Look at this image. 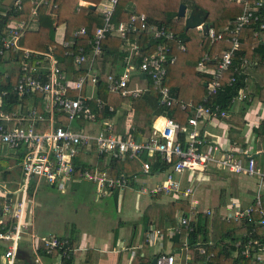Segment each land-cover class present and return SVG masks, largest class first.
I'll return each instance as SVG.
<instances>
[{"label":"built area","instance_id":"2783aa9c","mask_svg":"<svg viewBox=\"0 0 264 264\" xmlns=\"http://www.w3.org/2000/svg\"><path fill=\"white\" fill-rule=\"evenodd\" d=\"M24 1L14 0L13 6L22 9ZM30 1V17L9 23L0 35V69L4 71L3 76H0V143L17 154L20 153L21 156L17 158L22 171L21 183L15 191L7 188L5 182L0 180V198L6 199L0 206V264H25L21 259L25 243H30L34 252L39 255L38 248L40 242H43L47 247L46 253L52 254L56 251L55 257L60 263L64 258L73 255L74 249L69 237L55 233L40 235L33 230L25 204L28 202L31 188L37 191L41 186L48 185L66 190L73 182L79 180L91 182L102 196L136 185L139 192L145 189V192L151 195L161 193L170 196L172 200L187 201L190 213L186 215L180 211L176 224L170 229L179 235L184 233L185 238L181 246L158 252L154 256L157 258L156 264H217L213 260L215 253L207 251V246L213 244V240L207 243L201 238L195 245L188 240V234L196 230L202 217L205 219L214 215V207L205 205L201 209L200 200L195 198L198 191L197 181L214 167L258 179V190L252 202L243 206L240 202L230 201L224 205V211L221 210L220 214L226 221H238L249 226L251 229L243 233V236L257 234L245 242L243 239L236 241L233 244L236 247L234 256L241 254L250 258L249 264H264V240L258 236V233L264 230V167L258 165L253 153L244 149H226L217 154L204 148L206 141L199 130L201 121L228 117L230 111L221 109L219 105L214 109L205 103L196 105L193 99L186 100L172 95L164 81L169 66L177 61V54L164 40L178 36L175 31L165 25L150 23L144 12L134 13L129 20L116 24L112 22L111 17L119 0H100L97 7L104 17V23L97 28L92 38L93 53L89 55L82 46L76 54L70 49L76 36L86 33L84 26L74 31L75 38L64 39L60 43L68 48L67 53L74 54V64L77 68L84 62H89L87 71L74 77L73 71L61 68L53 53L54 47L39 50L20 43L24 32L35 28L40 4L51 6L52 2L55 6L51 0ZM236 1L243 3V11L234 21L219 30L210 26L207 29L205 24L198 26L212 41L230 39L232 42V46L222 52L214 55L205 53L198 63L199 70L212 76L208 82L206 98L223 86L224 74L233 64L235 53L240 49V34L244 27L253 22H260V28L264 29V21H261L260 15L264 0ZM132 32H146L153 39L162 40L157 43L152 53L142 57L138 68L130 62L135 60V55H141L138 44L130 42L128 38ZM112 33L124 39V47L131 51V55L123 73L116 75L114 71H110L107 74L108 88L120 92L123 96L142 95L149 92L150 88L140 85L135 76L143 73L151 80L152 88L160 93V104L177 105L183 110H192L185 124L169 116H160L155 119L151 136L137 141L117 133L113 117H99L105 109V104L97 96L99 71L94 64L96 55L102 52L108 35ZM253 33L259 37L258 30ZM178 47L188 50V43L179 42ZM208 61H214L215 66H209ZM252 64L253 61L249 58H243L237 69L242 72L244 67ZM16 66L20 75L13 86V92L18 95L19 100L38 93L41 102L30 105L20 102L16 110L9 112L4 109V105L10 91L4 85L5 80H10V71ZM236 79L237 76H233L229 84ZM247 97L242 89L240 94L234 97L233 105ZM92 101H95V106ZM61 117L65 121H62ZM74 123L82 125L76 128ZM181 133L184 134V142L178 138ZM92 149L98 156L107 154L110 159L140 158L144 153L159 154L168 169L151 172V162L142 160L141 173L114 174L110 165L101 167L98 162L90 161L83 165L76 161L83 150ZM143 174L160 177L152 184L142 179ZM9 193L13 196L8 197ZM16 193H19L17 199ZM164 236L165 233L161 229L151 227L147 230L146 240L150 244L160 245ZM192 249L202 257L195 255L193 258ZM195 259L197 261H194Z\"/></svg>","mask_w":264,"mask_h":264},{"label":"trees","instance_id":"16d2710c","mask_svg":"<svg viewBox=\"0 0 264 264\" xmlns=\"http://www.w3.org/2000/svg\"><path fill=\"white\" fill-rule=\"evenodd\" d=\"M78 0H54L55 6L52 8V12L57 13L58 23H66L67 30L65 38L72 39L74 31L79 27H85L86 33L76 36L75 43L70 47L74 54L78 52L79 47H84L85 51L91 55L93 53L92 38L98 27L104 23V17L98 9H90L86 7L77 8ZM100 2V1H99ZM98 2V3H99ZM182 3L188 5V7H198L208 12L206 19L207 24L217 30L226 26L229 22H232L243 11V3L236 0H119L116 8L112 14V22L119 24L123 21L130 19L134 13L144 12L147 15L148 21L157 25H165L175 31L178 35L173 39L164 40L166 43L172 46L173 52L177 54L176 63L172 64L168 68V74L164 83L169 86L172 95H175L186 100L193 99L195 104L205 103L212 107L220 106L221 109L231 110L233 107L234 97L240 94V91L246 87V77L249 67L239 72L237 67L243 58H254L257 54L261 56L259 65L256 67H264V29L260 28V22H253L248 26H245L240 34V49L235 53L233 58V64L225 72L222 80L223 86L215 93L211 94L208 98V87L206 82L211 81L212 76L208 73H203L196 69L199 61L202 59L205 53L214 55L218 52H222L232 46L230 39H221L212 41L209 35L201 31L198 27L187 29L185 26V20L179 17V7ZM48 4L42 3L38 7V21L39 25L36 29H30L24 32L20 39L22 45L39 49L49 50L54 47L53 53L58 58L59 64L62 69L71 70L74 72V77L85 73L88 69L89 62H84L80 68H77L74 64V54L67 53L68 48L57 43L55 39L56 27L51 13L47 11ZM32 13V5L30 0H25L22 9H16L14 6L6 13H0V35L7 29L9 23L14 21L27 20ZM261 21H264V5L260 8ZM258 30L259 37L256 38V42L246 43L244 40L251 32ZM130 42H135L140 48V56L135 55L133 62L137 68L142 61V57L152 53L158 42L162 40L153 39L146 32H132L129 34ZM91 40V41H90ZM254 40V39H253ZM181 43H192L190 50H184L178 47ZM131 55L130 50H126L124 47V39L114 33L109 34L106 43L102 48V52L96 55L95 66L99 71V79L97 82V96L105 104V109L100 113L101 119L105 117H114L118 115L119 121L116 123V132L128 137H132L137 141L147 139L151 136L154 130V122L156 115L162 114L169 116L179 121L181 124L187 122L190 116L191 109H181L179 106H166L160 104V93L152 88V82L150 80L149 88L150 95L153 96L155 107L153 102L146 98L145 95L138 96H123L120 92L111 91L108 88L107 74L110 71H114L116 75L123 73L126 66L129 64V57ZM20 56V55H19ZM20 59V58H19ZM251 60V59H250ZM209 66H215L214 61H208ZM255 67V68H256ZM4 71L0 69V76H3ZM20 75L19 72L10 71L8 82L5 80V88L10 91V94L5 98L4 109L13 112L17 109L20 102L25 105L32 103H40L41 96L38 93L33 95H27L23 100H19L18 95L13 92V86ZM233 76H237L235 82L230 83V79ZM246 101V100H245ZM130 103L134 109V117L132 121V127L127 129L126 119L128 112L123 109L124 103ZM232 102V103H231ZM95 106V101H92ZM246 104H250L246 102ZM113 109L110 110V107ZM212 108V109H214ZM78 126V125H76ZM254 130L264 135V121ZM179 139L184 142V134H179ZM243 146H246L243 144ZM18 156H21L18 153ZM142 160L150 161L152 164L151 172L164 171L168 169V165L162 162L159 154L149 155L144 153L140 158H126L119 159L112 157L109 165L111 166L114 174L125 172L128 175L139 174L142 171ZM79 164L87 165L86 157L79 156L76 158ZM11 159H0V165L7 166L11 164ZM99 165L101 167L106 166V154L99 155ZM59 188V187H56ZM33 192V188L30 189ZM161 193H157L153 198L154 202L148 205L143 213V219L145 221L146 228H150L154 225L155 228L161 229L164 233H167V223L176 224V218L180 211H183L186 215L190 213V206L187 201L173 200L166 203H158L155 201ZM3 199L0 198V206ZM225 203L224 199H221L219 205ZM220 206L215 210L213 217L207 216L205 219H201L198 227L195 231L188 234V240L192 245L204 238L208 243L213 240L214 243L207 246L209 253L214 252L215 257L213 260L217 264H249L250 258L239 254L234 256L233 251L235 246L233 245L239 239H243L244 242L252 236L257 234H251L246 236H240L241 233H245L251 228L238 221H226L221 218ZM205 220V221H204ZM205 224H204V223ZM212 237L210 239L209 237ZM261 239L264 240V230L258 233ZM71 240V245L74 249L77 237L70 232L68 236ZM181 240L177 243V246H181L184 233L180 234ZM232 242V243H231ZM46 246L43 242H40L38 252L42 256H56L57 252L52 254L46 253ZM193 258L195 255H199L197 251L192 249ZM202 257L201 255H199ZM73 255L70 258H64L62 264H73ZM135 259V258H134ZM194 261H197L195 259ZM149 257L142 256L140 251L137 253V258L132 261L131 264H148Z\"/></svg>","mask_w":264,"mask_h":264},{"label":"crops","instance_id":"0c3cea01","mask_svg":"<svg viewBox=\"0 0 264 264\" xmlns=\"http://www.w3.org/2000/svg\"><path fill=\"white\" fill-rule=\"evenodd\" d=\"M99 1L100 0H78L77 8L86 7L98 9L97 5ZM50 4L51 6L48 5L47 11L51 13L54 20V25L56 27L55 39L57 43H61L62 40L66 39L67 25L66 23H58L57 13L52 12L54 6L52 2ZM88 4H94L95 8H91ZM13 5L14 0H0V13H6ZM187 8V12L189 13L191 7L187 5ZM38 25L39 21L35 24V28L32 29H36ZM255 37L254 33L251 32L244 41L254 44V42H256ZM191 44L192 43L188 44V50L191 49ZM250 59L253 61V64L250 65L252 68L247 71L246 87L244 88V92L248 95L245 99L246 101H237L231 108L228 117L202 120L199 124V130L203 138H205L206 145L204 148L206 150L220 154L226 149H244L249 153H253L258 165L264 167V135H260L254 130V128L258 127L260 123L264 121V67H256L259 65L258 63L261 59L259 54ZM3 67H8V65H3ZM248 67L249 65L244 67L243 70ZM17 68L18 66H16L13 71L18 72ZM196 69L199 70L198 66ZM199 71L203 72L202 70ZM135 78L140 85L149 88L150 79L146 75L143 73L138 74ZM143 95L151 100L155 107H158V105L155 104L153 96L150 95V91ZM246 102L250 104L248 105ZM123 109L128 112L126 126L127 129H129L132 127L134 109L129 102L123 104ZM160 116L165 115L159 114L156 115V118ZM113 119L117 123L119 121L118 115H115ZM61 120L65 121L63 117H61ZM74 125L76 128H79L82 123H74ZM243 144L246 146H243ZM216 146L218 147L217 149L214 148ZM81 155L84 156V158L86 157L87 162L99 163V156L93 149L90 151L83 150L80 156ZM17 156L18 154L14 150L0 143V159L6 158L12 160V163L7 166L0 165V180L5 182L7 188L13 191L19 187L22 179V171L18 165ZM109 163L110 158L106 154V164L109 165ZM159 177L160 176L156 175H153V177L146 176L145 174L142 175V179L152 184H155ZM197 182L199 188L201 184L203 185V195L205 197H208L207 192L211 190L209 187L214 186L219 189L218 199H241L232 201H239L243 206L248 205L255 198L258 190V179L256 177H251L246 174H236L221 169L220 167H214L207 171L206 175L201 177ZM43 187L44 186H41L40 188L42 189ZM52 187L53 186L47 185V188ZM62 191H70L85 198H90L93 194H98L96 186L86 180L75 181L69 188ZM37 194L38 190H33L32 193L30 192L28 202L25 204L28 219L33 221V230L40 235L47 236L55 233L68 237L70 232L73 233L77 237L73 251V264H131L132 261L137 258V253H139V251L142 256L149 257L148 264H150L158 252L174 249L181 240L178 233H173L172 230H170L172 225L167 223L168 229L167 233H165V236L162 238V244H150L147 242V230L151 227L154 228V225L150 228H146L143 213L148 205L154 202L153 198L156 195L145 192V189L139 192L136 185L123 190L117 189L111 193L110 195H116L117 207L119 210L121 208L119 216H117V218L105 217L104 219H99L95 224H90L86 219V215L80 214L79 207L77 208L73 205L68 206L66 203H61L56 199H47L48 203L53 200V206L60 211L59 214L56 210H47V229H41L34 223L36 219L34 207H36L35 204L38 203L36 201ZM164 195L161 194L155 201H158V203H166L164 199L166 195ZM10 196L12 197L13 194L9 193L8 197ZM18 196L19 193H16L15 199H17ZM32 197H34V199H32ZM2 198L3 201L6 200L5 197ZM209 198H211L210 195ZM15 199H13L14 202H16ZM83 200L87 202L91 201V199ZM123 207L125 209L124 213ZM47 209H49V206H47ZM65 209H67V211ZM220 210L224 211V205L220 207ZM72 214L74 216H72ZM71 217H74V219H71ZM24 247L23 251H21V259L25 264H35L36 262H40L41 264H62L63 260L60 263L59 259L55 256L46 257L40 254L38 255L36 251L34 252L30 243H25Z\"/></svg>","mask_w":264,"mask_h":264},{"label":"rangeland","instance_id":"374dc122","mask_svg":"<svg viewBox=\"0 0 264 264\" xmlns=\"http://www.w3.org/2000/svg\"><path fill=\"white\" fill-rule=\"evenodd\" d=\"M209 188L211 190H208L207 192L208 197H205L203 195V185L201 184L200 188L198 186V190H199L198 196L196 193L195 198L200 200L201 209H203L205 205L214 207L220 204L221 202V199H218L219 189L214 186L209 187ZM209 195L212 199L209 198ZM36 198H37L36 201L38 203L36 202H35L36 204L34 203L36 205V207H34L35 215H36V219L34 223L36 226H38L41 229H47V210H50V209L56 210V212L60 214V211L58 210V208H55L53 206L52 204L53 200L49 201L48 203L47 199H56L57 201L61 203H66L68 206L73 205V206H76L77 208L79 207L80 214L86 215V219L90 224H95L97 223L99 219H104L105 217L117 218V216H119L120 211H121V208L119 210L117 207V197L115 194L108 195V196H102L100 194H95V195L93 194L92 197L85 198V197H80L79 194H74L70 191L69 192L62 191L60 188H56V187L47 188V186H44L42 189L40 188L38 190V194L36 195ZM32 199H34V197H32ZM83 199H91V201L87 202ZM164 199L166 200V202H169L172 200L170 196L168 195H166ZM224 200L225 202H228V201H232L236 199H224ZM237 200H241V199H237ZM243 200H247V199H243ZM47 206H49V209H47ZM65 210L67 211V209ZM124 210L125 209L123 207V213H124ZM72 216L74 215L72 214ZM71 219H74V217H71ZM202 220H203V217H202ZM209 238L212 239L211 235Z\"/></svg>","mask_w":264,"mask_h":264},{"label":"water","instance_id":"95a60500","mask_svg":"<svg viewBox=\"0 0 264 264\" xmlns=\"http://www.w3.org/2000/svg\"><path fill=\"white\" fill-rule=\"evenodd\" d=\"M88 6H90L91 8H95L94 4H88ZM187 9H188L187 4L182 3L179 7V12H178L179 17H182L185 19V26L187 29L196 28L200 25L203 26L204 24H205L204 26L208 29L209 25L206 23V19L208 16L207 11L201 8H198L196 6L192 7L189 13L187 12ZM205 84L206 86L208 85L207 82ZM156 260L157 258L154 257L152 261L150 262V264H156ZM35 264H41V263L36 262Z\"/></svg>","mask_w":264,"mask_h":264},{"label":"clouds","instance_id":"9594fccd","mask_svg":"<svg viewBox=\"0 0 264 264\" xmlns=\"http://www.w3.org/2000/svg\"><path fill=\"white\" fill-rule=\"evenodd\" d=\"M207 83H208V82H207ZM171 201H173V200H171ZM251 202H252V201H251ZM226 203H227V202H226ZM226 203H224L223 205H226ZM240 203H241V202H240ZM218 206L221 207L222 205H219V204H218L217 206H214L215 210H216V208H217ZM219 212H221V210H220ZM214 213H215V212H214ZM220 215H221V214H220ZM242 234H243V233H241L240 236H243ZM202 239H204V238H202Z\"/></svg>","mask_w":264,"mask_h":264},{"label":"bare ground","instance_id":"6f19581e","mask_svg":"<svg viewBox=\"0 0 264 264\" xmlns=\"http://www.w3.org/2000/svg\"><path fill=\"white\" fill-rule=\"evenodd\" d=\"M232 103V102H231ZM212 108H214V107H212ZM183 135V134H182ZM206 145V144H205Z\"/></svg>","mask_w":264,"mask_h":264}]
</instances>
